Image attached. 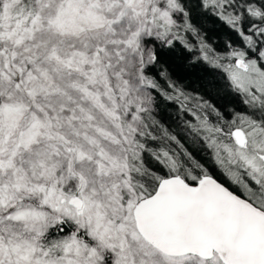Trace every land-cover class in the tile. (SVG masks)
I'll return each mask as SVG.
<instances>
[{
    "label": "snow or ice",
    "instance_id": "obj_1",
    "mask_svg": "<svg viewBox=\"0 0 264 264\" xmlns=\"http://www.w3.org/2000/svg\"><path fill=\"white\" fill-rule=\"evenodd\" d=\"M0 264H264V0H0Z\"/></svg>",
    "mask_w": 264,
    "mask_h": 264
}]
</instances>
